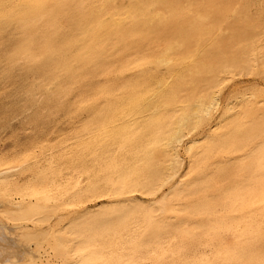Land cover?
<instances>
[{
  "label": "bare ground",
  "instance_id": "6f19581e",
  "mask_svg": "<svg viewBox=\"0 0 264 264\" xmlns=\"http://www.w3.org/2000/svg\"><path fill=\"white\" fill-rule=\"evenodd\" d=\"M17 90L0 264H264V0H0Z\"/></svg>",
  "mask_w": 264,
  "mask_h": 264
},
{
  "label": "rangeland",
  "instance_id": "374dc122",
  "mask_svg": "<svg viewBox=\"0 0 264 264\" xmlns=\"http://www.w3.org/2000/svg\"><path fill=\"white\" fill-rule=\"evenodd\" d=\"M240 80L237 81L239 83L236 82L232 84L225 91V94L227 95L235 90H242L256 83V81L251 78H242V80ZM20 95L21 94L18 90L11 95L10 100L13 101V106L11 109L12 112H10V115H7L8 117L6 119L1 118L0 120V149L10 150L17 139H23L25 134H33L34 129L33 125L30 122L35 108H31V101L27 103H24V101H19ZM37 98L39 99V96L35 97L34 102L37 100ZM78 119H76L75 122ZM75 122L73 121L72 123L67 124L66 119L60 115L55 118L49 125H47L43 131L46 135L54 137L60 132L62 133L69 131L72 126L77 124V122Z\"/></svg>",
  "mask_w": 264,
  "mask_h": 264
}]
</instances>
